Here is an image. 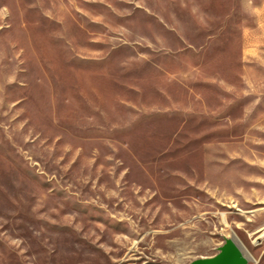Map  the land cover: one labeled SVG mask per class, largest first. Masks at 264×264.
Masks as SVG:
<instances>
[{"label": "rangeland", "instance_id": "rangeland-1", "mask_svg": "<svg viewBox=\"0 0 264 264\" xmlns=\"http://www.w3.org/2000/svg\"><path fill=\"white\" fill-rule=\"evenodd\" d=\"M264 264V0H0V264Z\"/></svg>", "mask_w": 264, "mask_h": 264}, {"label": "water", "instance_id": "water-1", "mask_svg": "<svg viewBox=\"0 0 264 264\" xmlns=\"http://www.w3.org/2000/svg\"><path fill=\"white\" fill-rule=\"evenodd\" d=\"M190 264H248V257L233 236L226 239L216 255L195 259Z\"/></svg>", "mask_w": 264, "mask_h": 264}]
</instances>
